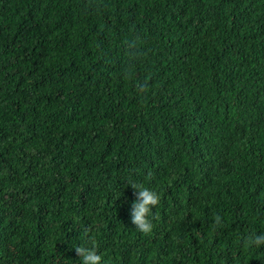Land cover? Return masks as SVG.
Listing matches in <instances>:
<instances>
[{"label":"trees","instance_id":"obj_1","mask_svg":"<svg viewBox=\"0 0 264 264\" xmlns=\"http://www.w3.org/2000/svg\"><path fill=\"white\" fill-rule=\"evenodd\" d=\"M131 183L160 195L150 235ZM253 233L264 0H0V264L91 238L103 264H264Z\"/></svg>","mask_w":264,"mask_h":264},{"label":"clouds","instance_id":"obj_2","mask_svg":"<svg viewBox=\"0 0 264 264\" xmlns=\"http://www.w3.org/2000/svg\"><path fill=\"white\" fill-rule=\"evenodd\" d=\"M128 79L133 77L132 73H125ZM137 88L140 92L147 91V82H141L137 84ZM135 197L134 201L131 203L130 222L135 227L136 232H139L145 236L150 235L153 232V222L154 217L152 216L153 209L160 203V195L136 183L130 184ZM223 227V218L221 215L216 214L213 217L212 230ZM91 229L86 227L83 230V235L88 238L90 236ZM245 247L256 246L259 248L264 245V234H250L243 240ZM90 246H77L75 247V253L80 257L81 264H103L101 254H98L97 244L94 238L89 240Z\"/></svg>","mask_w":264,"mask_h":264},{"label":"rangeland","instance_id":"obj_3","mask_svg":"<svg viewBox=\"0 0 264 264\" xmlns=\"http://www.w3.org/2000/svg\"><path fill=\"white\" fill-rule=\"evenodd\" d=\"M29 34H30V31H27V34H26V35H27V37L29 36Z\"/></svg>","mask_w":264,"mask_h":264}]
</instances>
